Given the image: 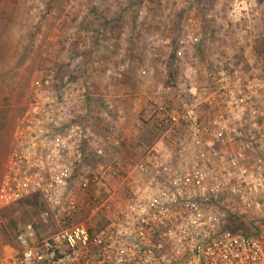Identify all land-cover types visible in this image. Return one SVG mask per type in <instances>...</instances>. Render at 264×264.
<instances>
[{"label": "built area", "instance_id": "built-area-1", "mask_svg": "<svg viewBox=\"0 0 264 264\" xmlns=\"http://www.w3.org/2000/svg\"><path fill=\"white\" fill-rule=\"evenodd\" d=\"M55 88L48 78L35 89L15 129L0 211L38 199L56 230L20 223L0 264H264V129L244 120L257 114L244 97L225 91L223 108L197 103L191 91L183 110L156 107L151 128L160 138L130 166L116 204L103 168L86 167L89 156L102 157L103 141L86 127L81 81ZM201 104L212 112L206 122ZM91 189L108 197L87 215L80 196ZM229 217L243 218L246 230L223 229Z\"/></svg>", "mask_w": 264, "mask_h": 264}, {"label": "rangeland", "instance_id": "rangeland-1", "mask_svg": "<svg viewBox=\"0 0 264 264\" xmlns=\"http://www.w3.org/2000/svg\"><path fill=\"white\" fill-rule=\"evenodd\" d=\"M67 76L81 81L86 127L103 141L86 167L103 168L120 204L130 166L155 144L156 107L183 110L192 91L225 108L222 94L233 92L257 112L247 124L264 129V0H0V180L33 92ZM208 109L198 112L204 122ZM106 196L84 192L85 214ZM37 201L0 211V257L20 223L56 230Z\"/></svg>", "mask_w": 264, "mask_h": 264}, {"label": "trees", "instance_id": "trees-1", "mask_svg": "<svg viewBox=\"0 0 264 264\" xmlns=\"http://www.w3.org/2000/svg\"><path fill=\"white\" fill-rule=\"evenodd\" d=\"M54 81L56 83L55 89L60 90L61 88L65 87L66 85L75 82V78L72 76H67L66 78H62V81H60V82H57L58 80H55V78H54ZM154 132H155V137H156L154 143L156 144V142L159 140V135H158V133H156L155 130H154ZM154 145H153V147H154ZM153 147H151V149ZM39 206L42 209V211H44L43 205L40 204ZM94 222H95V224L99 230H102L105 227V221L103 220V218L101 216H97L95 218ZM223 229L232 231L233 233H238V232L245 231L246 227L244 225L243 218H241V217H229L225 221V223L223 224Z\"/></svg>", "mask_w": 264, "mask_h": 264}]
</instances>
